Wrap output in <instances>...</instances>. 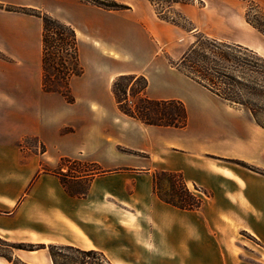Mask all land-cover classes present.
<instances>
[{"label":"crops","instance_id":"crops-1","mask_svg":"<svg viewBox=\"0 0 264 264\" xmlns=\"http://www.w3.org/2000/svg\"><path fill=\"white\" fill-rule=\"evenodd\" d=\"M108 11L80 0H0L57 4L78 37L84 73L70 80L73 104L42 90V20L0 9V240L102 252L112 264H264V128L170 64L185 29L161 20L148 0H116ZM179 11L200 31L264 58V34L232 0H200ZM255 1L264 13V0ZM235 5V6H234ZM37 37V40H34ZM147 78L151 100H179L183 128L146 125L123 114L114 79ZM66 106L73 114H65ZM38 141L44 150L22 144ZM62 159L101 174L70 193L46 168ZM65 169L63 168L62 171ZM182 175L202 198L183 210L154 191V173ZM197 192V193H196ZM24 264H53L49 250L16 249ZM0 264H13L0 255Z\"/></svg>","mask_w":264,"mask_h":264},{"label":"trees","instance_id":"trees-1","mask_svg":"<svg viewBox=\"0 0 264 264\" xmlns=\"http://www.w3.org/2000/svg\"><path fill=\"white\" fill-rule=\"evenodd\" d=\"M80 1L108 11H122L130 8L116 0ZM148 1L154 7L164 3L168 7V12L173 14V16H168L164 11L155 8L156 15L161 20L185 30H189V27H192L190 31L196 29L193 27L194 23L175 8L178 4H189L192 0ZM246 1L254 6L264 20V13L260 10L259 5L253 0ZM0 9L35 16L42 20V90L45 93L58 94L67 103L73 104L75 97L70 87V80L84 73L80 61L78 37L73 26L35 8L0 2ZM246 20L264 34V27L253 22L249 13L246 14ZM0 57L6 58L1 51ZM170 64L230 106L240 105L247 108L256 123L264 128L262 122L264 115V58L262 56L240 44L230 43L198 31L196 41L178 61L174 62L170 59ZM148 85L147 78L142 75L126 74L116 77L112 83L111 92L118 109L123 114L146 125L185 127L188 113L184 103L179 100H151L146 96ZM130 97L138 99L135 107L129 104ZM65 161L83 164L70 159H62L61 164L63 165ZM83 165L92 167V170L79 172V175L104 173L93 164ZM249 168L264 175V170L261 168L254 166ZM45 171L60 176L55 171L48 169ZM160 174L168 177L171 193L176 197V199H165L158 195L164 202L183 210H194L201 206L202 198L189 190L182 175L167 172H160ZM157 176L158 174L154 173V191ZM63 184L68 190L64 182ZM9 245L15 249L27 251L48 249L53 264H112L102 252L96 250H82L73 246L53 244L46 246L13 243ZM0 255L6 257L13 264H24L20 260L14 259L13 256Z\"/></svg>","mask_w":264,"mask_h":264},{"label":"rangeland","instance_id":"rangeland-1","mask_svg":"<svg viewBox=\"0 0 264 264\" xmlns=\"http://www.w3.org/2000/svg\"><path fill=\"white\" fill-rule=\"evenodd\" d=\"M231 2H233V4H235V5H239L241 7V9H243L245 11V14L249 13V17L253 22H255L256 24H260L261 26L264 27L263 18L261 17L260 13H258L256 11L254 6L250 2H248L246 0H232ZM46 5L48 6V10H44L42 8H40V9L35 8V9L45 11L48 14H50L51 16H53L54 18H57V19H60L63 21H68L66 12L64 10H62L57 4L52 3V2H48V3H46ZM184 5H194L197 8H203L204 2H202L200 0H192L191 3H189V4H178L175 6V8L179 11V9ZM155 8H158L160 11H164L165 14L168 16H173V14H170L168 12L169 11L168 7L166 5H164V3L157 5L156 7H154V9ZM193 27L196 29L193 30L192 33L184 32L182 40L176 45L175 48L177 49L178 52H185L196 41L198 31L205 33V34H208L210 36L220 38L217 36V34L198 30L195 25ZM191 28L192 27H189V30L187 29L186 31H190ZM220 39L232 43L231 41H229L227 39H224V38H220ZM34 40H37V37H35ZM170 59L174 62L179 60V58L178 59H172L171 57H170ZM56 95L61 100H64L60 95H58V94H56ZM137 102H138L137 98L130 97L129 104L132 107H135ZM235 107L249 112V110L243 106L236 105ZM73 111H74L73 107H70V106H66V108L64 109L65 114H73ZM262 122L264 123V115L262 116ZM22 145L25 147H30L33 150H43V147H40L38 144V141L35 139H28ZM63 168L65 169L64 171H62ZM46 169L59 173L60 178L65 183V185L67 186L69 191L80 193V192H84L86 190V183L74 182L69 177L76 176V175H78L79 172H82V171L92 170V167H88L87 165H83V164L82 165L75 164L73 162L69 163L68 161H65L63 165L60 162L59 166L56 168H52V169L46 168ZM156 174H158V176H157L158 178H157L156 184H155L156 194L162 198H165V199H176V197H174L171 193V187H170V183H169L170 181H169L168 177L161 175L160 172H156ZM15 250L16 249L13 248L11 245L0 241V254H5L8 256H11V254Z\"/></svg>","mask_w":264,"mask_h":264}]
</instances>
